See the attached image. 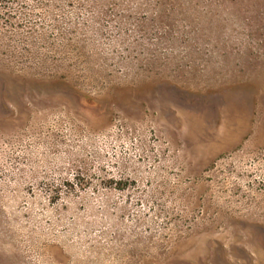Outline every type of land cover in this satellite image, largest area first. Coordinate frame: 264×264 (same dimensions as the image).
<instances>
[{
	"label": "rangeland",
	"instance_id": "rangeland-1",
	"mask_svg": "<svg viewBox=\"0 0 264 264\" xmlns=\"http://www.w3.org/2000/svg\"><path fill=\"white\" fill-rule=\"evenodd\" d=\"M0 264H264V0H0Z\"/></svg>",
	"mask_w": 264,
	"mask_h": 264
}]
</instances>
